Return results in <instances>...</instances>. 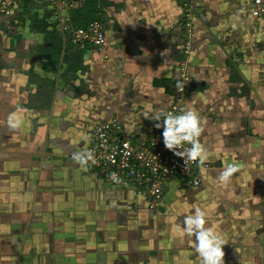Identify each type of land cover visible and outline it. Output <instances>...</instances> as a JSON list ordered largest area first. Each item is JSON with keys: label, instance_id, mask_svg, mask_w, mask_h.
Segmentation results:
<instances>
[{"label": "crops", "instance_id": "obj_1", "mask_svg": "<svg viewBox=\"0 0 264 264\" xmlns=\"http://www.w3.org/2000/svg\"><path fill=\"white\" fill-rule=\"evenodd\" d=\"M75 1L17 0L0 17V264H201L183 231L196 208L228 242L224 264H264V18L251 0ZM94 21L106 45L74 43L68 28ZM187 41L180 112L203 118L209 156L201 187L170 180L152 212L72 156L101 123L130 140L156 123L179 96Z\"/></svg>", "mask_w": 264, "mask_h": 264}, {"label": "built area", "instance_id": "obj_2", "mask_svg": "<svg viewBox=\"0 0 264 264\" xmlns=\"http://www.w3.org/2000/svg\"><path fill=\"white\" fill-rule=\"evenodd\" d=\"M52 4L63 8H77L81 5L75 0H50ZM252 14L256 18H264V0H251ZM17 0H0V17L10 18L14 14ZM186 27L192 28V8L184 3ZM73 42L81 47L94 46L102 48L106 45L105 26L94 21L87 26L68 28ZM193 44L187 41L184 46V60L179 66V96L166 112L180 113L181 103L191 87L188 57L192 53ZM164 116L159 123L162 124ZM157 123V122H156ZM153 123L146 126L137 136L126 138L122 125L117 120L104 122L95 127L88 149L95 157V163L89 161L88 166L108 183L123 190L130 191L134 198L144 197L150 211H156L164 202L165 187L174 179H181L189 187L199 188L203 184L199 163L184 162L183 159L166 149L163 143V128L157 129ZM190 147V145H186ZM116 173L119 182L111 179Z\"/></svg>", "mask_w": 264, "mask_h": 264}, {"label": "clouds", "instance_id": "obj_3", "mask_svg": "<svg viewBox=\"0 0 264 264\" xmlns=\"http://www.w3.org/2000/svg\"><path fill=\"white\" fill-rule=\"evenodd\" d=\"M176 87L181 89L182 85L178 82ZM163 116L162 124L159 123L160 115H154L151 119L157 121L155 124L157 129L163 128L162 137L166 149L183 159L185 163L197 161L199 165H204L208 160L209 153L199 140L204 132V120L199 113L195 110H187L181 111L179 114L166 112ZM148 118L145 117V119ZM19 123V121L12 123L10 120V125L13 128L18 127ZM186 145H190V147H186ZM72 159L82 167H86L89 161L96 162L93 152L90 150L74 153ZM237 171L236 167L229 166L220 172L218 179L227 184L233 173ZM111 179L119 182L116 173L111 174ZM206 223V213L200 208H196L193 214L184 218V234L189 237V243L194 248L201 264H224L223 248L228 242L221 234L206 227ZM192 237L195 239H191Z\"/></svg>", "mask_w": 264, "mask_h": 264}]
</instances>
